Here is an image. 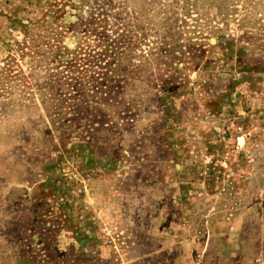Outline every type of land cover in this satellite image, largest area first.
Listing matches in <instances>:
<instances>
[{
    "label": "rangeland",
    "instance_id": "rangeland-1",
    "mask_svg": "<svg viewBox=\"0 0 264 264\" xmlns=\"http://www.w3.org/2000/svg\"><path fill=\"white\" fill-rule=\"evenodd\" d=\"M0 264H264V0H0Z\"/></svg>",
    "mask_w": 264,
    "mask_h": 264
}]
</instances>
